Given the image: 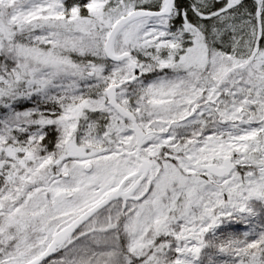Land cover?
<instances>
[{"label": "snow or ice", "instance_id": "6c2138e0", "mask_svg": "<svg viewBox=\"0 0 264 264\" xmlns=\"http://www.w3.org/2000/svg\"><path fill=\"white\" fill-rule=\"evenodd\" d=\"M0 264H264V0H0Z\"/></svg>", "mask_w": 264, "mask_h": 264}]
</instances>
